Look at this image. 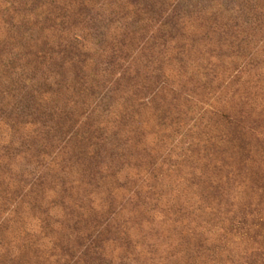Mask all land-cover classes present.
Masks as SVG:
<instances>
[{"label": "rangeland", "instance_id": "1", "mask_svg": "<svg viewBox=\"0 0 264 264\" xmlns=\"http://www.w3.org/2000/svg\"><path fill=\"white\" fill-rule=\"evenodd\" d=\"M0 264H264V0H0Z\"/></svg>", "mask_w": 264, "mask_h": 264}]
</instances>
